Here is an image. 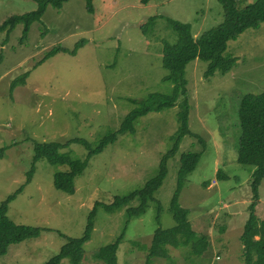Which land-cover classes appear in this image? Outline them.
Wrapping results in <instances>:
<instances>
[{"label": "rangeland", "instance_id": "rangeland-1", "mask_svg": "<svg viewBox=\"0 0 264 264\" xmlns=\"http://www.w3.org/2000/svg\"><path fill=\"white\" fill-rule=\"evenodd\" d=\"M244 8L255 0H237ZM69 0L61 9L48 6L34 22L24 42L23 25L7 36L0 32V203L25 185L32 166L34 144L83 138L96 145L119 129L135 107L128 99H145L151 93L169 95L173 83L164 80V42L175 44L178 34L168 18L192 25L198 37L224 20L219 0ZM36 8L34 0H0V25L13 15ZM155 17L154 19H151ZM59 52L41 63L54 47ZM226 55L236 59L232 70L206 78L208 63L195 60L186 67L189 129L206 143L196 169L188 174L178 202L189 211V231L180 229L170 212L178 183L181 156L202 151L197 138L184 136L177 154L167 163L168 173L145 213L129 219L127 209L139 198L114 212L104 205L142 189L159 171L161 158L179 129L177 106L138 118L135 133H126L93 156L83 175L74 181L75 193L54 187V174L67 171L46 159L35 164L30 183L8 206L14 223L50 228L37 238L11 245L0 264H44L69 238L80 237L89 213L98 202L91 238L83 246L82 264H104L93 255L113 244L123 233L118 264H146L157 229L159 244L171 259L153 258L152 264H243L240 236L249 217L254 167L239 164L240 100L247 93L264 92V23L228 42ZM28 72L24 85L12 82ZM62 153L84 159L87 150L71 144ZM220 171V172H219ZM220 173V178L217 174ZM255 213L264 221V180ZM230 213V216H229ZM136 244V245H135ZM256 264H262L259 258ZM62 264H69L67 259Z\"/></svg>", "mask_w": 264, "mask_h": 264}, {"label": "trees", "instance_id": "trees-1", "mask_svg": "<svg viewBox=\"0 0 264 264\" xmlns=\"http://www.w3.org/2000/svg\"><path fill=\"white\" fill-rule=\"evenodd\" d=\"M68 1L34 0L36 8L33 11L9 17L0 25V32H5L9 36L17 24H22L23 30L20 38V42L22 43L27 39L31 25L41 19L48 6L59 10ZM151 1L161 0H142V3L147 5ZM219 1L224 9L223 22L203 32L198 37L194 36L191 24L182 23L170 18L167 19L178 34V41L175 44L164 42L163 48L162 65L168 71L164 80L173 83L171 94L151 93L145 99H128L135 107L125 116L119 129L104 136L96 145H92L83 138H73L64 143L55 141L35 143L33 147V162L27 172L25 185L32 180L36 162L40 159H46L52 165L60 164L68 167L67 171L54 174L53 183L57 190L74 194V181L77 177L83 175L93 156L101 153L108 145L115 143L120 136L126 133L134 134V123L138 118L152 112L158 113L164 109L177 106L179 108L177 118L180 126L175 135L172 136V140L174 141L172 148L161 158L158 174L146 182L142 189L133 191L123 197L117 196L112 203L104 205L103 208L106 212L112 213L116 209L139 198V205L129 207L127 214L129 219L144 214L147 203L155 200L154 193L163 185L168 173L167 163L169 159L173 158L179 151L182 138L190 135L198 139L202 145V151L182 154L178 170L177 188L170 203V212L177 226L182 230L188 229L189 231V211L180 206L178 197L187 180L186 177L196 169L205 151L206 143L202 137L193 134L189 129L188 82L185 78L186 67L195 60H201L208 63L205 72L206 78L213 76L217 71L222 75L229 73L234 67L236 59L230 55H226L228 42L236 40L247 29L258 28L264 23V0H255L244 8L238 7L237 0ZM85 2L86 11L89 14H93L95 12L93 0H85ZM85 44L86 41L82 39L71 50L64 47H54L47 52L41 63L59 52L76 55L77 51ZM28 76L29 73L26 72L15 79L12 82L11 90L18 85H24ZM238 117L242 133L238 144L236 161L241 165L255 168L250 180L252 201L248 206L249 217L240 236V242L243 247V264H256L258 261L254 260L255 257L259 258V262L264 264V221L260 220L255 213L260 200L259 187L264 180V92L243 95L239 104ZM71 144L84 146L87 150L86 157L84 159H76L71 155L62 153L63 149L69 148ZM217 175L220 178L222 177L220 173ZM25 185H22L14 194L8 196L6 200L0 203V257L7 254L11 245L37 238L44 231H52L50 228L19 225L7 216L9 204L22 192ZM99 206L101 205L97 202L89 213L85 230L80 237L69 238L59 233L61 237L67 239V242L56 255L44 264H62V261L65 259L69 261V264H82L84 258L83 246L91 238V233L94 229V219ZM159 233L160 229H157L149 248L146 245L138 244L140 248L149 250L146 264H152L153 258L171 259L170 255L159 244ZM122 238L123 233L115 243L98 249L93 257L104 264H118L117 250Z\"/></svg>", "mask_w": 264, "mask_h": 264}, {"label": "crops", "instance_id": "crops-1", "mask_svg": "<svg viewBox=\"0 0 264 264\" xmlns=\"http://www.w3.org/2000/svg\"><path fill=\"white\" fill-rule=\"evenodd\" d=\"M229 216H230V213H229ZM188 220H189V216H188Z\"/></svg>", "mask_w": 264, "mask_h": 264}]
</instances>
